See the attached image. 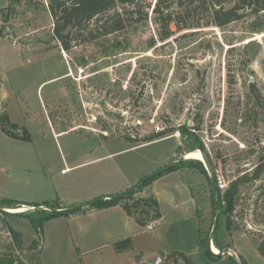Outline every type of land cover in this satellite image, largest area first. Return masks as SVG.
Listing matches in <instances>:
<instances>
[{"label":"rangeland","instance_id":"rangeland-1","mask_svg":"<svg viewBox=\"0 0 264 264\" xmlns=\"http://www.w3.org/2000/svg\"><path fill=\"white\" fill-rule=\"evenodd\" d=\"M137 1L140 13L129 22L131 27L117 35L120 42H128L126 47H111L114 43L110 37L64 49L72 66H85L92 74L83 88L59 77L37 90L39 82L67 71L61 45L52 33L47 0H18L9 21L0 19L6 37L28 57L9 75L15 95L23 100L29 114L40 112V98L48 101L55 97L57 102L47 104L49 121L64 130L80 123L83 105L88 112L100 107L106 115L97 126L118 134L105 138L73 130L60 136L61 152L53 142V149L36 162L44 160L53 165L58 177L62 152L67 158L72 153L76 161L116 152L102 162L63 172L58 179L73 176L77 186L83 179H93L94 186L99 178V189L107 187L105 175L114 176L118 182H134L130 184L133 186L154 170L195 150L205 157L207 167L203 159L186 158L177 169L134 191L135 199L152 193L158 201L160 218L149 226L133 219L122 221L95 209L96 213L90 215L72 219L61 215L45 221L40 239L25 214L59 205L54 196L47 204H13L21 205L22 211H0V259L12 258L14 264H35L38 259L42 264H135L139 256L144 263L153 264L161 256L160 264H184L180 258L177 262L165 258L170 251H180L189 264H237L228 254L214 260L199 251L200 230L201 238L211 239L214 245L216 238L224 247H232L242 264H264L257 249L259 239L264 241V9L256 11L264 0L225 4L222 11L228 10L232 20L220 26L204 24L210 16L198 1L163 0L160 8L172 18L164 22L153 12L157 0ZM141 12H147V17L139 20ZM167 31L171 35L161 38ZM16 50L9 41L0 40V60L4 56L15 58ZM70 107L74 116L67 113ZM39 112L38 122L30 125L46 132ZM161 130L166 132L157 139H142ZM47 139L53 141L52 137ZM66 140L75 143L66 147ZM140 143L145 144L138 146ZM259 166L261 173L254 180L252 175ZM2 167L3 177L15 173L12 165ZM243 177L248 180L238 186L236 211L229 221L225 214L220 216L211 235L212 182L222 195L232 182ZM144 189L148 192L142 193ZM77 205L66 203L68 207ZM227 222L231 229H237L229 231ZM11 228L19 234L17 242ZM36 238L38 247L32 249ZM127 238L130 249L116 252L114 242Z\"/></svg>","mask_w":264,"mask_h":264},{"label":"trees","instance_id":"trees-1","mask_svg":"<svg viewBox=\"0 0 264 264\" xmlns=\"http://www.w3.org/2000/svg\"><path fill=\"white\" fill-rule=\"evenodd\" d=\"M47 11L52 20V33L53 36L57 39L61 47L65 50L70 49L74 45H79L84 42H96L100 39H113V46H127L128 42H123L117 39V35L124 29L131 27L132 24L129 22L133 21L137 14H139V4L137 0H47ZM191 3L198 1L202 4L208 15L210 16L209 20H206L205 25L215 24L222 25L230 20H232V15L228 13V10L223 12L222 6L227 3H232V1L237 2L239 0H188ZM18 3V0H8V3L5 7L0 8V16L3 22L9 21L11 14L15 11L14 5ZM163 3V0H157L153 8V12L161 15L162 21L172 20L171 13L165 12L161 9L160 6ZM264 9V4L259 5L256 9L257 12ZM256 12V13H257ZM144 19L147 17V12H141V18ZM166 18V19H165ZM166 20V21H167ZM3 25V24H2ZM198 25V24H196ZM185 27V26H183ZM187 27V26H186ZM5 27L0 26V36L6 37L7 33L4 32ZM171 35V31L161 35V38L165 39ZM111 37V38H110ZM127 40V39H126ZM116 43V44H115ZM0 128L7 135L11 137L26 138L27 133L23 128H20L17 124L13 123L6 112L0 113ZM166 131L161 130L155 134L144 136L142 139L144 142L151 141L159 138L164 135ZM130 140H135V138H129ZM179 150V148H178ZM264 151V145L262 147ZM208 164H210L209 159ZM199 163V162H198ZM199 165H201L199 163ZM179 164L173 166L167 171L172 169H177ZM184 166V165H183ZM211 167V166H210ZM262 166H259L255 169L252 179H258L261 173ZM202 171H205V168L202 166ZM163 174V173H162ZM160 174V175H162ZM159 176V175H158ZM156 176V177H158ZM155 177V178H156ZM154 179V178H153ZM248 180L247 177H243L241 180L232 182V185L228 187L223 194L218 195L219 197V217L225 214L226 221H229L232 217V213L235 210L236 202H239L238 196V186L242 184L241 182ZM151 181V180H150ZM150 181L143 184L141 187L146 186ZM137 190V189H136ZM262 192H264V186H262ZM134 191L116 199H105L94 203V207H108L114 204L120 203L122 208L126 213L134 218V220L142 226H147L151 224L156 219L160 218V210L158 201L154 194H150L147 198H137L134 197ZM218 193V191H217ZM190 194L193 200L196 201V195L192 188L190 187ZM224 202V204H223ZM0 204H4L8 207L13 206V204H20L19 201L11 199H0ZM47 204V202H44ZM56 204H61L59 200H56ZM52 205L50 210H36L34 212L26 213L25 216L30 220L32 226L36 230L38 237L41 239V228L45 221L61 215H69L71 213L78 212L80 209H69L68 206H59ZM62 211H54L57 208H63ZM71 207V206H70ZM3 211V210H0ZM196 214L199 218L200 210L196 208ZM231 224L227 222L225 228L230 230H235L237 227L231 229ZM219 229L217 228L216 233ZM10 232L13 234L15 241H18V233L14 229H10ZM215 235V234H214ZM38 239H34L31 244V248L35 249L38 247ZM215 245L218 249L224 248V246L214 238ZM214 245V246H215ZM130 240L123 239L121 241L114 242V248L116 252H124L130 249ZM215 246V247H216ZM197 248L199 251L204 253L210 259H218L220 257H215L208 250V241L205 240V237L201 238V231H198L197 237ZM257 249L259 253L264 257V241H258ZM230 258L233 256L228 255ZM166 261L172 260L177 262V259H183L184 264H189L187 257L183 252L180 251H170L167 256H165ZM6 260V264H14V259L4 258L0 259V264ZM135 264H148L144 263L139 256H136ZM17 264H22L17 262ZM35 264H41L40 260H36Z\"/></svg>","mask_w":264,"mask_h":264},{"label":"crops","instance_id":"crops-1","mask_svg":"<svg viewBox=\"0 0 264 264\" xmlns=\"http://www.w3.org/2000/svg\"><path fill=\"white\" fill-rule=\"evenodd\" d=\"M7 3L8 0H0V8L5 7ZM0 40L9 41L11 46L17 49L15 58L11 59L4 56L2 60H0V113L6 112L9 119L20 128H23L27 133L26 138L11 137L0 128V199L16 200L22 204H40L47 202L51 196H54V201L59 200L62 206H66V203L82 204L92 202L99 197L105 198L110 195L119 194L124 189H128V187L131 186L130 184H133L134 182H118L114 176L112 178L107 177L106 175L104 176L103 181L106 182L107 186L105 189L98 188V184L101 182L99 178H96V184H94V186L93 182H91L93 179H83L80 181L79 186L75 184L76 182L73 176L65 180H58L60 176L63 175V172H69L73 169L102 162L107 155L111 156V154H115L116 152L90 159H77V161L73 158L72 153H70V157L67 158V154L62 152L63 165L59 169V172L56 173L58 177L54 175L55 168L53 165L48 164L44 160L41 163L39 162V164L36 162L45 158L47 150L49 151L53 149V142L61 152L62 144L59 140L60 136H65L68 133H72V131L69 130V126L64 130H58L50 123V113L47 112V104L51 106L54 102H57L59 99L55 97L48 101H44L40 98V112L34 111L33 114H29V110L27 111L25 109L26 105L23 100L19 98L17 94L15 95L10 77L12 75L9 74L11 70L22 66L23 60L28 57L24 55L21 48L9 38L0 36ZM64 74L65 73L54 75L53 77L39 82L37 90H39L44 83L48 81L53 82ZM38 112L41 114L45 122L44 127L46 132H43L42 129H38V126L35 130L31 127L32 124L38 122ZM87 134L95 137L97 136V134L90 132H87ZM47 137H52L53 141L47 139ZM70 143L75 142L66 140L65 146L69 147ZM142 144L145 143H140L138 146ZM134 147L135 146L125 148L124 150H130ZM4 165H9V167L12 165L15 173H8L6 177H3L1 169ZM48 181H50V183ZM145 190L146 189L142 190V193L148 192ZM139 196H141V194H139ZM95 209H99L100 212L106 213L107 215L116 216L122 221H128L129 219L134 220L132 216L126 213L120 203L102 208L91 205L83 207L78 212L66 216H68L69 219H72L84 214L90 215L96 213ZM230 249H232V247H230ZM232 250L236 254V251L234 249Z\"/></svg>","mask_w":264,"mask_h":264},{"label":"built area","instance_id":"built-area-1","mask_svg":"<svg viewBox=\"0 0 264 264\" xmlns=\"http://www.w3.org/2000/svg\"><path fill=\"white\" fill-rule=\"evenodd\" d=\"M60 52L65 62L66 70H67L62 77L68 79V82L73 81L75 84H78V85L80 84L79 86L83 88V84L87 83L86 79L91 77L92 74L86 72L85 66H81V65L72 66L67 57L66 52L64 51L62 47H60ZM84 90H85V86H84ZM73 111L74 110L70 107L68 108L67 113H69L70 115H73L74 114ZM83 111H84V115L83 117L80 115L81 117V119L79 120L80 123H74L73 125L69 126V130L87 131L93 134H99L103 137H110V136L118 135V134H115L116 133L115 131H109L107 129H102L97 126L99 122L106 115L105 111L102 108L98 107V108H95L93 111L88 112L86 111L83 105ZM161 262H162V257L157 256L154 259L153 264H160Z\"/></svg>","mask_w":264,"mask_h":264},{"label":"water","instance_id":"water-1","mask_svg":"<svg viewBox=\"0 0 264 264\" xmlns=\"http://www.w3.org/2000/svg\"><path fill=\"white\" fill-rule=\"evenodd\" d=\"M187 158V153L180 156L178 159L168 162L167 164L161 166L160 168L154 170L153 172H151L150 174H148L147 176H145L144 178H142L138 183L134 184L133 186H131L130 188H128L126 191L119 193V194H115V195H110L107 197H100L97 198L95 200H93L92 202H86V203H82L79 204L77 206H72L69 207V209H81L83 207H87V206H91L94 203H97L99 201H103L105 199H116V198H120L123 197L133 191H135L136 189H138L140 186H142L143 184H145L146 182L152 180L153 178H155L156 176L166 172L167 170H169L170 168H172L173 166L179 164L181 161H183L184 159ZM202 159L205 163V166L207 167V163H206V159L205 157L202 155ZM212 182V181H211ZM212 190H213V199H214V223H213V227H212V233L211 235L214 233L217 225H218V220H219V204H218V193L216 190V187L214 185V183L212 182ZM21 205H15V206H11L8 207L4 204H0V210L3 211H9V209H16V208H20ZM64 208H57L54 209V211H62ZM212 241L211 239L208 240V250L215 256V257H221L224 254H228L230 256H233L237 262V264H242L241 261L237 258V256L235 255V253L232 251V249L228 248V247H224L221 249L217 248V252H214L212 250Z\"/></svg>","mask_w":264,"mask_h":264},{"label":"bare ground","instance_id":"bare-ground-1","mask_svg":"<svg viewBox=\"0 0 264 264\" xmlns=\"http://www.w3.org/2000/svg\"><path fill=\"white\" fill-rule=\"evenodd\" d=\"M187 158H193V159H202V154L200 153V151H197V150H195V151H191V152H188L187 153ZM10 210V209H9ZM10 211H13V212H19V211H22V208L20 207V208H16V209H11ZM212 250L214 251V252H217V248L214 246V244H212Z\"/></svg>","mask_w":264,"mask_h":264}]
</instances>
